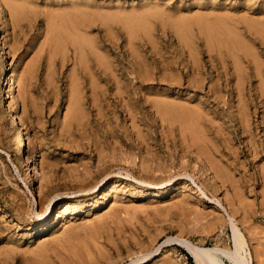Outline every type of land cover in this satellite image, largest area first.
Returning <instances> with one entry per match:
<instances>
[{
    "label": "rangeland",
    "instance_id": "obj_1",
    "mask_svg": "<svg viewBox=\"0 0 264 264\" xmlns=\"http://www.w3.org/2000/svg\"><path fill=\"white\" fill-rule=\"evenodd\" d=\"M13 6L24 11L15 14ZM0 29L6 45L0 62V264H66L95 239L111 253L106 264H195L176 241L140 259L169 237L233 249L225 208L237 220L251 263L264 264V81L254 69L258 63L264 79V0H0ZM74 30L83 59L71 41ZM13 69L15 104L7 93ZM72 83L82 117L70 122ZM155 100L202 110L197 128L205 155L223 169V180L202 168L206 156L198 158L196 146H187L192 132L163 118ZM20 119L34 146L27 165L28 145L20 149L13 135ZM108 164L121 167L116 200L113 192L104 196L111 181L78 199L71 187ZM127 170L154 184L172 177L175 188L153 197L158 188ZM44 192L61 194L48 220L26 230L37 220ZM64 200L89 203L73 233L67 231L75 220L64 225L57 216Z\"/></svg>",
    "mask_w": 264,
    "mask_h": 264
},
{
    "label": "bare ground",
    "instance_id": "obj_2",
    "mask_svg": "<svg viewBox=\"0 0 264 264\" xmlns=\"http://www.w3.org/2000/svg\"><path fill=\"white\" fill-rule=\"evenodd\" d=\"M12 10H13V13H15V14H21L22 11H24L22 6H13ZM71 34H72V36H71L72 40L71 41H72L73 46L76 49V53L77 54L79 53L78 54L79 57L81 59H83L84 58V56H83L84 55V51H83V45L79 42V35L76 33V30L72 31ZM231 35L234 37L233 33ZM213 36H215V35H213ZM241 37H243V36H241ZM218 39L219 38H216V36L214 37V41H217ZM87 43H88V46L91 45V43L88 40H87ZM218 43H222V42H217L216 44L218 45ZM240 43H243V42H240ZM231 49H235V47L231 46ZM5 50H6V45H5V42L3 41V38L1 36V29H0V62L1 63L3 62V57L5 56V53H6ZM231 60L233 61V59H231ZM253 63H254V61H253ZM242 64L243 63H241L240 65H242ZM255 64H256L255 68H254L255 69V76L259 77V81L262 83L264 81L263 76L261 74L260 68L258 67V63H255ZM146 75H148V74H146ZM14 77H15V73H14V69H13L11 74H10V76H9V78H8V85H7L8 98H10V95H12L13 104L16 103V101H15V99L13 97L14 86H13L12 81H13ZM112 82H114V81H112ZM258 90H259V88H258ZM71 92L73 94H72V96L70 98V101H69L68 108H67V111L65 113V116L69 118L70 122L79 121L81 119V117H82V104H81L80 97L78 95L79 94L78 84H76V86H75V83H72ZM184 92H186V91H184ZM261 92H262V95H264V91L262 90ZM238 101H239V99H238ZM263 103H264V97H263ZM8 104L10 106V102ZM153 106H155L157 108V111L161 113V116L163 118L170 117V119H175L177 121L179 120L181 122V124L186 126L185 128L187 130H190L192 132L191 142L189 141V145H187V146H193V145L196 146V152L199 153L197 155L198 158H201L203 156V154L205 155V154L208 153L207 152L208 151V147L203 142V139H202L203 136H201L203 131L201 132V130H199L197 128L198 126L200 127L202 125V123H203V121L205 119V115L203 114L202 110H198L196 108L191 110V109H188V108H184L183 104L182 105H178L174 101H166V100H162V101L161 100H155L153 102ZM243 111H244V109H243ZM246 117H247L246 113H241L238 118H240L241 121L244 123V120L246 119ZM8 118H9V120L11 122L14 123V118H13L12 115H10V113L8 114ZM212 118H214V117H212ZM199 123H201V125ZM262 124H263V131H264V115H263V119H262ZM21 125H22V120L20 119V124L15 123L13 135H14V141L16 142L17 146L20 149H21V147L25 146L26 144L28 145V155H27V158H26V161H27L26 165H27L28 162L30 161V159H32V157L34 155V146H33V144H31V142L29 140H28V143L26 142L25 137L23 135V130L21 129ZM113 153H114V151H113ZM205 156H206V158H205L206 161L204 162V165L202 166V168L205 171L206 170H212L213 171L212 176H211L212 179L218 177V178L223 180V177H224L223 169L219 165H217V163H216L214 158H208L207 155H205ZM113 159L115 160V158H111L110 160H113ZM99 162H100L101 165L106 164V161L101 159V158L99 159ZM142 164H143V161H142ZM189 164H190V162H189ZM114 167H117V169L114 168ZM141 167H143V166H141ZM98 170L101 173L98 176L94 177V179L90 180L89 182H87L85 184L74 185V186L71 187L73 189V193L77 194L76 196H77L78 199L81 198V197L86 196L87 194L90 193V191L98 190L99 187L105 186L107 183H109L111 181L108 184L109 188L104 191V196L108 195L110 192H113L112 194L115 196V200H116V191L118 190V188L120 186V180L118 178H116L115 174L119 175L121 173V171H120L121 167L119 165L108 164V165L103 166L101 169H99V167H98ZM83 171H84V174H83L84 176L86 174L87 175L90 174V172H91V170H89L87 168H83ZM95 172H97V171H95ZM156 172H157V170H156ZM34 173L37 175V171H35V168H34ZM127 173H128V174H126L127 176H129V177L131 176L134 179L140 180V181H142L145 184H148V185H153L154 184L150 180L142 179L139 176L134 175L132 171H128L127 170ZM24 176H25V178H27V180L29 179V176H28L26 171H25ZM77 177H79V175ZM40 179H41V177H40ZM171 180H172V177H169V178H165V179L160 180V182L157 183V184H154L155 187L158 188V190L152 191L151 195L153 197H156V198H162V197L166 196L167 194H169V192L175 188V186L171 182ZM165 184H167V187H165L164 189H161L162 185H165ZM152 187H154V186H152ZM40 192H41V190H40ZM201 193L205 194V191L203 189H201ZM60 194L56 195V196L54 194V197H52V196L50 197L47 194H45V192L43 193V195L39 199L40 209L37 212V216H36L37 220H33L31 222V224H30L31 226L28 225L29 227L27 226L26 230L30 229V227H32V225L34 226L36 224H39V223H42V222H46L48 220V218L51 216V212H52L53 205H54L53 204L54 199L57 200V197L60 196ZM210 199L213 200L216 204H219L220 206L223 207V204H221L220 198L214 197L213 199L212 198H210ZM86 205H89V203L82 202V204H79V203L75 202L74 200L73 201H70V200L61 201L60 208L63 209V210L58 212L57 216H58V218H63V220H66V223L64 225H68L67 222L70 221V220H75L76 216L81 212V209L83 207H85ZM121 205H122V207H124L123 204H121ZM124 210L126 212V208ZM225 212H226V216H227V221H228V223L231 226V231H232L231 232L232 233L231 237H232V242H233V249H225V248H222V247H219V246H209V247L208 246H201V245H197V244L193 243L192 241H190V240H188L186 238L169 237L165 241H163V243L160 244V246L158 248H156L153 252H149L146 255L144 254V256L140 260H142V259L146 260V258L150 257L152 254L157 252L163 244H166V243H168L170 241H176L177 243L182 245L187 250V252L190 254V256L192 257V259H193L195 264H227L225 259L228 260L229 264H252L251 263V258L249 257L250 256V252L248 251L245 237H244L243 233L240 231L239 227L237 226V220L228 211L227 208H225ZM124 214H126V213H124ZM35 215H36V213H35ZM218 219L220 221H222L221 218H218ZM80 226H81V223H77V220H75L74 222L69 223V226H68L69 228H68L67 232L73 233V231L78 229V228H80ZM249 233H251V232H249ZM94 242H95L94 243L95 244L94 247H92V245H90V246L89 245H83V246H80L81 249L78 250V251H77V249H79V248H77L76 251H74L73 254L71 255L73 258L71 259V261H69L70 263L68 262L66 264H73L74 262H77V264H106V263H109L110 260H111L110 251L108 249H106V247L103 246V244H100L99 241L96 242V239H95ZM114 242H115V240H114ZM117 249H119V247ZM45 261H46V259H45ZM262 263H263V261H262Z\"/></svg>",
    "mask_w": 264,
    "mask_h": 264
}]
</instances>
